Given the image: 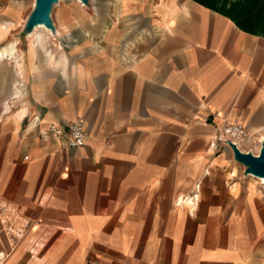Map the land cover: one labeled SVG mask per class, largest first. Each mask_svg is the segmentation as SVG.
I'll use <instances>...</instances> for the list:
<instances>
[{
    "label": "crops",
    "instance_id": "0c3cea01",
    "mask_svg": "<svg viewBox=\"0 0 264 264\" xmlns=\"http://www.w3.org/2000/svg\"><path fill=\"white\" fill-rule=\"evenodd\" d=\"M120 6L126 24L65 8L60 47L0 59V205L25 233L7 264H260L264 198L232 192L216 137L264 134V0ZM69 122L83 148L49 132ZM199 183L198 206L180 205Z\"/></svg>",
    "mask_w": 264,
    "mask_h": 264
},
{
    "label": "rangeland",
    "instance_id": "374dc122",
    "mask_svg": "<svg viewBox=\"0 0 264 264\" xmlns=\"http://www.w3.org/2000/svg\"><path fill=\"white\" fill-rule=\"evenodd\" d=\"M122 3H126V0H90V4L82 5L85 8H94L98 10H103L104 14L110 15L115 21L116 24H122L125 22L126 24V10L125 8L121 7L120 5ZM76 4H79V2H76L74 0H66L54 5L53 11L51 14L52 20L54 22V25L56 27L55 21L57 19L58 14L60 11H63L65 8H69L71 6H74ZM11 5H17L18 6V13L16 15V19L18 24L15 28H13L12 35L9 37L8 41H5L0 44V48L2 47H9L13 44L18 45L17 49L18 52L25 51L28 48V42L30 40V48L32 47V43L34 40H36V36L33 39H29L28 33H26V24L29 20L30 15L35 9L36 6V0H35V6H34V0H0V16L6 14V12L10 9ZM81 5V4H80ZM11 27L8 28L7 35L10 33ZM57 31V27H56ZM39 34L43 35V37L48 35L49 39V50L53 52V47L57 49V47H60L61 45H56L55 40L52 38L50 33L44 32L43 30L39 31ZM21 39L19 43H15V39ZM14 41V42H12ZM12 42V43H11ZM37 46V45H36ZM38 48V46H37ZM45 52V51H44ZM258 138H253V142L250 144L243 145L242 149L243 151L250 152L255 149V145H258L257 142ZM255 144V145H253ZM246 168L238 163L235 158H233L232 162L229 165V169L227 172V177L230 180L232 188V192H235L236 186H241L243 193L250 192V193H257L260 197L264 198V186H262L259 181L251 175H246ZM235 177H232V176ZM237 183V184H236ZM262 261V262H261ZM260 264H264V256L262 260H260Z\"/></svg>",
    "mask_w": 264,
    "mask_h": 264
},
{
    "label": "built area",
    "instance_id": "2783aa9c",
    "mask_svg": "<svg viewBox=\"0 0 264 264\" xmlns=\"http://www.w3.org/2000/svg\"><path fill=\"white\" fill-rule=\"evenodd\" d=\"M56 137H65L68 146L72 149L83 148L86 144V133L84 127L78 122H69L63 126H54L49 131ZM218 142H223L230 146L229 143H233L238 149L244 153H252L255 156H260L262 150V143L255 145V149L246 152L241 148L245 144L253 142L252 135L241 124H231L223 128L222 133L216 137ZM201 196V184H197L195 192L188 197H185L184 202L190 203L192 207H197L200 202ZM181 198L179 199V204ZM7 208L0 205V264H6L12 254L17 249L20 240L25 236L22 232L20 235H14L10 228L9 219L5 216ZM90 264H98L96 261H92Z\"/></svg>",
    "mask_w": 264,
    "mask_h": 264
},
{
    "label": "water",
    "instance_id": "95a60500",
    "mask_svg": "<svg viewBox=\"0 0 264 264\" xmlns=\"http://www.w3.org/2000/svg\"><path fill=\"white\" fill-rule=\"evenodd\" d=\"M80 1L87 6L90 4V0ZM59 2L60 0H36L35 9L26 24V33L31 34L38 26H44L47 29H50L53 33H56V27L51 14L54 5ZM229 145L234 153L235 160L246 168V175H253L264 179V143L262 145L260 156H255L252 153H244L231 142Z\"/></svg>",
    "mask_w": 264,
    "mask_h": 264
},
{
    "label": "bare ground",
    "instance_id": "6f19581e",
    "mask_svg": "<svg viewBox=\"0 0 264 264\" xmlns=\"http://www.w3.org/2000/svg\"><path fill=\"white\" fill-rule=\"evenodd\" d=\"M63 1H66V0H61V2H63ZM74 1H76V2H79V4H81V5H83V3L80 1V0H74ZM34 6H35V0H34ZM40 30H43L44 32H48V33H50V35L52 36V38L55 40V38H56V36H58V35H60V33H59V31L57 30L56 31V33H53L50 29H47L46 27H44V26H38V27H36L35 28V30L31 33V34H29L28 35V37H29V39H33L35 36V38H36V40H34L33 41V46H35V44L36 43H38L39 44V46L41 45V46H43L44 45V37H46V38H49L48 37V35H46L45 34V36L43 37V35L41 34H39V31ZM15 42H17V43H19L18 41H15ZM16 54H17V46L15 45V44H13V45H11V46H9V47H6V48H2V49H0V59L1 60H5V59H9V58H12V59H16ZM18 62V61H17ZM245 128V127H244ZM253 138H255V136H252V140H253ZM258 143H264V134H262L259 138H258V141H257ZM242 149V148H241ZM243 150V149H242ZM232 177H235L234 175L232 176ZM251 177H253V178H255V179H257L258 181H259V183L262 185V186H264V179H262V178H258V177H255V176H253V175H251ZM180 205H188V206H190L189 204L190 203H188V201L187 202H184V199H182L181 198V200H180ZM16 225V224H15ZM14 226V225H13ZM16 251V250H15ZM13 255V254H12ZM12 257V256H11ZM11 257H10V259H11ZM9 259V260H10ZM9 260H8V262H9ZM7 262V263H8ZM6 263V264H7Z\"/></svg>",
    "mask_w": 264,
    "mask_h": 264
}]
</instances>
